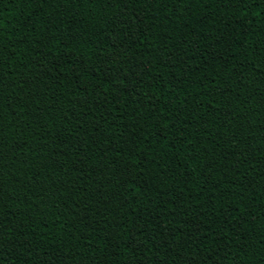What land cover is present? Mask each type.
I'll use <instances>...</instances> for the list:
<instances>
[{
	"label": "trees",
	"instance_id": "1",
	"mask_svg": "<svg viewBox=\"0 0 264 264\" xmlns=\"http://www.w3.org/2000/svg\"><path fill=\"white\" fill-rule=\"evenodd\" d=\"M0 264H264V0H0Z\"/></svg>",
	"mask_w": 264,
	"mask_h": 264
}]
</instances>
